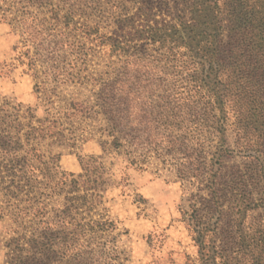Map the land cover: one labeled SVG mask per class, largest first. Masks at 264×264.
<instances>
[{
  "label": "trees",
  "instance_id": "1",
  "mask_svg": "<svg viewBox=\"0 0 264 264\" xmlns=\"http://www.w3.org/2000/svg\"><path fill=\"white\" fill-rule=\"evenodd\" d=\"M128 1L135 5L132 15ZM156 1L155 10L136 6L140 0H59L66 22L80 15L99 23L116 18L121 29L130 25L116 36L98 26L83 30L93 48L109 53L111 67L117 63L115 74L97 79L96 104L112 148H123L138 164L157 153L152 144L165 140L164 161L178 160L183 177L205 183L210 213L219 214L216 225L223 221L219 250L216 228H209L204 263L264 264V214L249 219L264 208V0ZM4 2L2 19L29 14L13 10L17 0ZM10 115L0 114V175L11 177L0 179V209L1 218L15 224L6 242L14 247L15 264H120L108 245L115 221L106 208L92 216L106 185L104 173L95 172L105 167L101 157L81 159L83 173H67L59 155L47 159L39 148L47 138L59 139L58 121L44 126L30 115L23 124ZM234 156L249 168L225 173L224 160ZM63 192L65 201L53 206Z\"/></svg>",
  "mask_w": 264,
  "mask_h": 264
},
{
  "label": "rangeland",
  "instance_id": "2",
  "mask_svg": "<svg viewBox=\"0 0 264 264\" xmlns=\"http://www.w3.org/2000/svg\"><path fill=\"white\" fill-rule=\"evenodd\" d=\"M17 1L13 10L25 8L29 14L15 20L0 17V114H12L8 120L18 114L23 124L30 115H35L36 120H45L44 126L49 125L50 119L57 120L59 139L47 138L39 148L47 159L59 155V165L67 173H83L81 159L101 157L105 167L95 172L104 173L106 185L102 192L103 204L96 206L92 216L97 219L106 208V213L115 221L118 228L112 232L108 245L116 248L118 263L205 264L201 252L202 247H206L205 254L210 249L209 228H216L215 248L219 250L223 224L220 221L216 225L219 214L210 213V194L205 183L183 177L186 173L177 171L181 167H177L178 160L166 157L164 161L161 155L165 153V140L152 144L157 153L151 157L148 153L145 161L132 163L123 148H112L113 137L109 135L107 119L96 104L97 79L104 72L115 74L113 67L117 63L111 67L109 53L101 46L93 48L83 30L86 25L98 26L101 32L116 36L130 25L127 23L121 29L116 18L99 23L94 17L80 15L66 22L59 0ZM140 3L136 6L156 10V0H140ZM126 6L132 15L136 10L134 2L128 1ZM0 7L7 8L4 0H0ZM108 15L111 16L109 12ZM83 49L86 55L80 54ZM34 122L39 126V122ZM28 128L22 130L23 140ZM179 134H183V140H190L192 136ZM249 165L241 157H228L223 171L246 169ZM81 188L80 193H85L83 182ZM65 195V192L58 195L53 206H61ZM262 214L264 208L253 212L249 219L252 221ZM14 227L12 220L1 218L0 209V264L16 263L14 247L6 245L14 235L11 232Z\"/></svg>",
  "mask_w": 264,
  "mask_h": 264
}]
</instances>
